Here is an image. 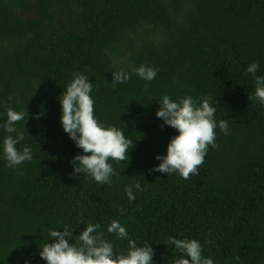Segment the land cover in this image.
I'll return each instance as SVG.
<instances>
[{
  "label": "trees",
  "instance_id": "16d2710c",
  "mask_svg": "<svg viewBox=\"0 0 264 264\" xmlns=\"http://www.w3.org/2000/svg\"><path fill=\"white\" fill-rule=\"evenodd\" d=\"M252 62L264 75V0H0V123L7 108L24 111L17 147L33 153L10 168L0 152V264H46L39 247L64 225L78 235L97 223L125 251L112 220L152 245L154 264L179 258L169 236L198 240L214 264H264V105ZM142 64L155 79L132 72L112 86L114 69ZM76 72L93 82L96 117L134 142L127 161H110V184L73 174L82 150L59 122L58 97ZM164 95L211 97L229 124L188 179L152 170L176 134L155 115ZM137 182L129 202L125 186Z\"/></svg>",
  "mask_w": 264,
  "mask_h": 264
},
{
  "label": "clouds",
  "instance_id": "9594fccd",
  "mask_svg": "<svg viewBox=\"0 0 264 264\" xmlns=\"http://www.w3.org/2000/svg\"><path fill=\"white\" fill-rule=\"evenodd\" d=\"M259 67L257 62H252L246 71L253 77L255 98L264 105V75L257 74ZM157 71L155 67L144 64L133 68L131 72L117 68L112 71L111 83L113 87L126 83L132 72L145 81H152L156 78ZM92 91L93 82L87 74L73 73L72 79L58 97L61 105L59 122L64 132L82 150L72 157L73 174L86 175L101 185L110 184L112 177L117 174L110 161H127L129 149L134 142L126 138L121 129L96 117ZM158 102L155 115L163 121L162 126L174 128L176 134L170 138L165 153L156 154L155 158L159 163L152 170L167 175L178 173L188 179L190 174H197L208 146H216V129L219 128L225 135L229 134L228 121H217L216 107L211 97L194 98L192 95H184L174 100L164 95ZM26 119L24 111L9 107L6 109V119L0 123V128L7 134L0 141V152L10 168L33 158L32 149L28 145L17 147L24 141L25 135L18 131L16 124L25 122ZM133 188L142 190L138 182L125 186L129 202L136 198ZM62 228L63 231L51 229L48 233L49 240L43 247H39V255L46 264H154L152 245L138 243L129 237L126 227L118 220H112L107 225V232L114 233L121 240H127L125 251H116L113 243L98 232L100 225L97 223H87L78 235H73L76 227L64 225ZM53 237L54 240L51 239ZM168 244L173 245L179 253L174 264H214L210 256L202 254V245L196 239L169 236ZM25 264L30 262L25 260Z\"/></svg>",
  "mask_w": 264,
  "mask_h": 264
}]
</instances>
